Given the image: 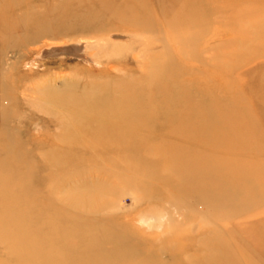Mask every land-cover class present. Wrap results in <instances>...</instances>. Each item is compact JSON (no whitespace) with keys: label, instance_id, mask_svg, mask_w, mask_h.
I'll return each mask as SVG.
<instances>
[{"label":"rangeland","instance_id":"rangeland-1","mask_svg":"<svg viewBox=\"0 0 264 264\" xmlns=\"http://www.w3.org/2000/svg\"><path fill=\"white\" fill-rule=\"evenodd\" d=\"M0 264H264V0H0Z\"/></svg>","mask_w":264,"mask_h":264},{"label":"bare ground","instance_id":"bare-ground-1","mask_svg":"<svg viewBox=\"0 0 264 264\" xmlns=\"http://www.w3.org/2000/svg\"><path fill=\"white\" fill-rule=\"evenodd\" d=\"M58 47H64V46H58ZM60 49H61V48H60ZM70 49H72V51H74V52L84 53V54H86V52L88 51L84 44H79V43L73 45L72 47H70ZM87 54H88V53H87ZM2 185H5V184L2 183ZM4 192H5V190H4ZM230 192H231V191H230ZM232 194H234V193L232 192ZM231 196H232V195H231ZM77 202H78V201H77ZM154 219H155V218H154ZM151 220H153V219H152V218H146L145 222L150 224V221H151ZM155 221H156V219H155ZM151 222H152V221H151Z\"/></svg>","mask_w":264,"mask_h":264}]
</instances>
